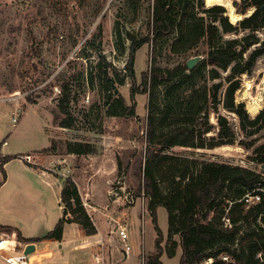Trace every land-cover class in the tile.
<instances>
[{"label": "trees", "instance_id": "obj_1", "mask_svg": "<svg viewBox=\"0 0 264 264\" xmlns=\"http://www.w3.org/2000/svg\"><path fill=\"white\" fill-rule=\"evenodd\" d=\"M255 1L243 0L246 10L238 12L240 21L234 26L225 16L228 10L223 3L206 6L205 0H153L147 33H125L130 41L126 75H135V52L148 42L157 44L162 40L172 53L187 56L171 68L156 64L142 78L143 92H149L150 99L146 160L140 171L143 184L139 189L148 200L157 234L155 251L149 253L146 264H164L163 254L174 257L179 247V264H206L209 258L214 259L211 264H225L222 255L230 256V264H264V192L258 190L264 188V173L241 164L165 152L176 146L200 149L239 143L252 149V160L264 165V108L252 116L245 102L236 100L242 77L252 75L264 57V0L251 6ZM221 19L233 36L222 38L217 24ZM199 55L203 58L189 68L187 61ZM97 68L101 87L108 92L107 113L134 115L135 109L122 95L112 94L113 83L125 84L126 75L120 77L104 60ZM91 82L93 85V80L87 79L88 84ZM58 106L62 114H69L63 96ZM221 109L236 114L244 138ZM54 113L59 120L61 113ZM212 113L216 123L211 121ZM59 125L73 127V119ZM92 150L91 143L83 141L70 146L74 153ZM15 157L1 156L0 187L7 180L4 165ZM118 167H122L119 159ZM247 193H258L260 200L248 204ZM61 204L64 215L47 237H60L65 222L81 224L89 235L97 233L77 185L70 178L62 188ZM160 207L168 215L166 238L158 221ZM225 218L232 227L227 226ZM0 231L10 233L14 228L0 224ZM16 232L20 241H30L19 230Z\"/></svg>", "mask_w": 264, "mask_h": 264}, {"label": "rangeland", "instance_id": "obj_2", "mask_svg": "<svg viewBox=\"0 0 264 264\" xmlns=\"http://www.w3.org/2000/svg\"><path fill=\"white\" fill-rule=\"evenodd\" d=\"M152 1L0 0V153L34 154V149L44 146H54L53 149L59 152H70V146L76 141L91 143L92 152L83 154L85 156L76 153L69 156L66 175L59 179L53 177V184H62L63 180L65 183L68 178L74 181L77 173L86 176L93 172L101 181L97 185V199L108 197L113 202L116 198L118 206L123 205L124 208L138 203L147 215L143 237L145 251L142 248L146 261L149 253L155 251L157 234L148 210V200L139 189L143 184L140 171L146 160L145 136L150 99V93L143 92L142 78L156 64L171 68L187 58L169 51L162 40L157 44L148 42L135 52V75H126L129 73H126L125 67L130 58V41L125 33H147ZM217 3L225 4L228 10L225 16L236 26L240 21L238 12L246 10L243 0H213V4ZM217 24L223 39L234 35L222 19ZM102 60L120 77L126 75L125 84L113 83L112 94L122 95L127 105L135 109L134 115L113 116L107 113L105 100L108 99V92L101 87L97 68ZM87 79L93 80V85L92 82L88 84ZM62 96L69 106V114L60 112L58 104ZM236 100L244 101L252 116L264 108V57L252 75L242 77V87L236 93ZM18 107L21 115L14 123L13 111ZM221 111L236 124L240 137L244 138L236 114L225 109ZM54 112L61 113L59 120H56ZM66 119H73L74 126L59 125ZM211 121L217 122L214 113ZM5 140L8 143L2 145ZM48 151L44 149L43 152ZM165 152L241 164L264 173V165L252 160V149L239 143L200 149L176 146ZM113 159L116 160L115 171L105 172L106 168L96 171L97 162L103 168ZM118 159L122 162L121 169ZM26 164L24 158H15L10 162L11 183L15 179L13 171ZM2 178L0 164V180ZM78 191L83 205L91 208L84 193L79 188ZM126 195L135 202L127 203ZM118 206L116 211L120 215ZM60 214L64 215V210ZM118 218L112 220L113 224L121 223L128 228L126 216ZM158 221L166 238L168 215L164 207L158 209ZM12 234L18 239L16 232L0 231V241L7 239L10 246L13 243L10 240ZM165 245L166 241L163 247ZM181 255V247L174 257L164 253V264H179Z\"/></svg>", "mask_w": 264, "mask_h": 264}, {"label": "crops", "instance_id": "obj_3", "mask_svg": "<svg viewBox=\"0 0 264 264\" xmlns=\"http://www.w3.org/2000/svg\"><path fill=\"white\" fill-rule=\"evenodd\" d=\"M2 145H5L4 142ZM46 148L48 146L34 149V154H19L20 156L9 152L0 153L1 156L24 158L27 162L17 171H13L15 177L13 183H11L9 164L15 158L4 165L5 170H8V176L0 187V224L12 226L13 232L19 230L22 237L30 240L22 242L12 234L10 240L13 243L3 250L2 254L17 255L24 252L28 244H33L35 250L29 254L27 264H95L94 256L100 251L97 237L105 235L113 241L111 259L116 264H139L137 254L142 248L144 251L146 248L143 237L147 215L138 203L124 208L123 205L118 206L117 202H111L108 197L97 199V185H100L101 181L93 175V172L86 176L81 173H77L76 176L73 173L75 175L73 178L79 190L84 193L87 205L91 207L86 208L94 220L97 233L89 235L81 224L65 222L60 237H47L63 217L60 211L63 213L64 210L61 204L64 180L62 178V184L54 185L53 177L59 179L62 175H66L69 156L75 153L68 150L65 152L50 150L44 153ZM26 155H30L31 160H27ZM95 167L96 171L106 168L105 172L111 173V170L112 172L116 170V160L109 161L108 166L103 168L97 162ZM43 183L46 185H42ZM117 206L120 208V215L117 214ZM121 215H125L128 219L127 226L134 245L135 256L130 260H121V254L116 248L119 245L118 236L111 233L114 226L112 220H117ZM0 264H7L1 255Z\"/></svg>", "mask_w": 264, "mask_h": 264}, {"label": "built area", "instance_id": "obj_4", "mask_svg": "<svg viewBox=\"0 0 264 264\" xmlns=\"http://www.w3.org/2000/svg\"><path fill=\"white\" fill-rule=\"evenodd\" d=\"M19 107L13 111V122L16 123L18 121V118L20 117V112H19ZM8 141L5 140L4 144H7ZM25 158L27 160H31L30 155H26ZM1 164V160H0ZM258 190H261L264 192V188H259ZM245 200L248 204H252L256 201L260 200V195L258 193L252 194V193H247L245 196ZM125 201L129 204H133L135 200L132 197H129L128 195L125 196ZM114 202H118V199H114ZM64 207V204H62ZM70 215V214H69ZM226 224L228 227H232V223L230 220L225 218ZM112 234H117L118 235V243L119 245L116 247L119 253L121 254V260H130L135 256V251H134V245L130 237L129 229L121 223H117L116 225L113 226L111 230ZM4 241V239L2 240ZM97 243L100 245V251L95 254L94 256V261L95 264H116L112 259V249L114 248L113 246V241L109 236L105 235H99L97 237ZM9 247L8 240L6 244L4 245L3 248L0 249V255L4 258L6 263L8 264H27L29 260V255L25 254V252H21L17 255L13 256H6L2 254V251L7 249ZM138 262L139 264H146V257L141 250L138 254ZM224 261L225 264H230L231 258L229 255H222L221 257ZM214 259L209 258L206 260V264H211L213 263Z\"/></svg>", "mask_w": 264, "mask_h": 264}, {"label": "water", "instance_id": "obj_5", "mask_svg": "<svg viewBox=\"0 0 264 264\" xmlns=\"http://www.w3.org/2000/svg\"><path fill=\"white\" fill-rule=\"evenodd\" d=\"M206 4H207V1L205 0ZM262 2V1H261ZM261 2L259 4H257V6L255 7V9L261 5ZM208 5V4H207ZM254 9V10H255ZM203 57L201 55L199 56H194V57H191L188 61H187V65L189 66V68H193L196 63L202 59ZM115 86V85H114ZM116 92H118V89H116ZM17 233V232H16ZM35 250V246L33 244H28L26 247H25V254L29 255L31 254L33 251Z\"/></svg>", "mask_w": 264, "mask_h": 264}, {"label": "bare ground", "instance_id": "obj_6", "mask_svg": "<svg viewBox=\"0 0 264 264\" xmlns=\"http://www.w3.org/2000/svg\"><path fill=\"white\" fill-rule=\"evenodd\" d=\"M208 5L213 4V0H206ZM7 239H4V241H0V249L4 247V245L6 244Z\"/></svg>", "mask_w": 264, "mask_h": 264}]
</instances>
